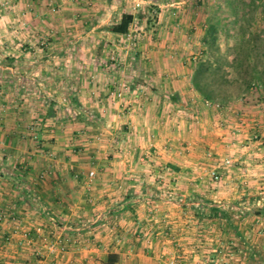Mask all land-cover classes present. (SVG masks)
I'll return each instance as SVG.
<instances>
[{
  "label": "crops",
  "instance_id": "0c3cea01",
  "mask_svg": "<svg viewBox=\"0 0 264 264\" xmlns=\"http://www.w3.org/2000/svg\"><path fill=\"white\" fill-rule=\"evenodd\" d=\"M98 1L105 3L113 0ZM125 1L120 2L125 3ZM116 9L108 8V15L114 17L118 15L116 22L123 13L134 14L123 8L121 11ZM107 30L114 38L126 35L112 32L109 26ZM95 42L97 41L88 45L86 51L90 54L86 53L84 59L76 53L85 49L82 46L74 50L75 55H68L71 57L68 59L70 66L85 68V73L81 74L77 85L75 87L72 85L74 91L67 96L70 97L71 116L72 113H76L74 111L77 107L81 109L92 107L91 114L98 115V109L95 108L98 107L97 100H109V93L116 88L117 76L96 72V69H99V62H96L95 56L94 58L92 56L93 52H97L94 47L98 49ZM104 45L109 47L113 46V43L104 42ZM99 46L101 49V45ZM167 46L176 47V44ZM151 47L144 44L139 48V51L145 54V58L148 57V60H145L149 71L148 74H144L146 78L136 77V80H131L137 86L125 93L124 99L118 102L121 110L111 114L110 119L105 118L107 121L105 125L110 126L108 130L112 133L119 127L120 134L117 144L110 143V147H119L121 153H114L109 159L99 158L102 145L76 144L73 139L80 131L76 128L80 123L72 121L70 123L74 126L68 127L69 122L66 120L70 118H60L59 110L53 104L54 117L46 116L49 104L52 103L50 100L54 98L50 97L49 93L46 94V91L44 92L46 95L40 94L44 100L42 107L38 106V103L34 106L38 109L36 114L39 117L33 124V120L29 119L31 111L26 114L23 121L21 120L24 123L22 126L16 121L15 112L7 115L4 112V105L0 106V264H106L110 253L118 256L115 264H122L123 259H132L136 264H142L149 259L162 257L168 249H172L168 246L170 243L175 244L180 241L177 238L179 235L177 229L185 223L184 220H179L180 213L189 211L198 213L194 218L188 219L191 222L189 226L193 224L196 227V231H192L189 237L198 235L202 237L204 243H209V239H214L215 242L222 240L224 243L229 240L239 241L236 233L226 232L228 226H231L227 221L212 218L209 213L212 208H220L228 212L233 220L231 210H244L245 214L246 211H250V206L231 205L232 202H228L231 200L226 199L222 202L207 201L206 198L214 194H220L222 197L232 193L233 190L227 182L242 177L237 170L239 167L231 168V164H225L224 160L229 155L223 153L225 146L239 145L248 152V155L253 152V155L259 153L260 157L264 156V140L250 143L251 148L243 146L242 143L248 137L244 132L249 128L244 127L249 125L250 121H254L257 125L260 121L261 125H264L262 124L264 111L248 108V111H252L248 117L252 118H249L250 121L246 124L243 123L244 121L240 123L225 118L228 124L223 126L224 119L217 122L216 119L202 117L197 123L202 127V141L208 149L202 147L199 157L194 154L196 150L186 156L183 155L181 159L185 161L184 168L177 164L180 168L171 171L170 168L174 163L166 148L170 145L168 143L170 139L181 138L178 135L182 132L176 133V128L183 123L182 111H186L193 102L196 107H202L201 104L204 106L202 113L212 108H208L206 106L208 103L204 100H198L191 82L192 72L189 70L188 62L181 64L161 60L157 62L153 54L156 51L150 49ZM64 51L73 53V50L68 48ZM133 63L136 66L142 64V62ZM39 64L42 65L41 62ZM30 65L24 66L29 68ZM15 66V62L10 64L8 62L6 67ZM119 67L123 66L119 65ZM6 77L11 89L0 92V98L15 101L25 97V100H30L29 103L33 102L36 92H32L30 87L27 91L16 90V79L19 80V76L10 73ZM174 96L177 98L176 101H172ZM247 103L245 107L243 106L244 109L248 106ZM82 116L89 118L88 115L82 114L80 117ZM258 117L262 118L258 119ZM231 124L241 125L237 129L239 132L232 131V127L228 129L227 126ZM186 139L190 141L194 138L189 136ZM148 145L158 153V156L152 159L155 160L154 165L158 167L151 169L150 174L145 173V167H132L138 162L142 163V152L145 151L143 148H148ZM254 148H257L258 152H255ZM110 151L113 152V149ZM258 163L259 165H255L257 170L253 173L243 172L247 179L254 174L258 177L264 176L258 173L263 172L264 159L261 158ZM163 167L165 169H162ZM216 167L220 173H223L226 182L225 186L219 183L222 189L210 175V171L217 169ZM90 171H94V175L91 176ZM157 180L162 181V184L149 186ZM193 182H196V190L192 189L193 186H189ZM262 189L260 193H264V187ZM193 195L200 200L194 204L195 206L184 202ZM176 198L181 199V202H176ZM255 211L257 213L251 219L254 221L252 224H248L249 214L232 221L238 230L241 229L239 232L243 238L240 239H248L245 241L248 245L246 251L241 255L244 259L247 257V260H250L252 246L248 241H251L252 235L251 231L244 228L248 226L250 228L252 225L264 227V214L261 213L264 212V204L260 208H255ZM255 234L253 233V236ZM52 244L55 245L53 249L50 247ZM255 249L264 254L258 247ZM230 253L234 254L233 251ZM186 256L193 257L191 254Z\"/></svg>",
  "mask_w": 264,
  "mask_h": 264
},
{
  "label": "rangeland",
  "instance_id": "374dc122",
  "mask_svg": "<svg viewBox=\"0 0 264 264\" xmlns=\"http://www.w3.org/2000/svg\"><path fill=\"white\" fill-rule=\"evenodd\" d=\"M120 1L113 0L104 3L98 0H0V92H6L11 89L8 85L9 82L7 83L6 81V76L10 73L19 76V80L16 79V90L20 92L22 90L27 91L30 87L32 92H36V95H34L35 99L31 103H29V99L25 100V97H21L15 101L0 98V106L4 105L5 114L12 115L15 112L17 115L16 121L24 126L21 120L23 121L26 114L31 111L29 112V119L33 120V124L34 121H38L37 118L39 117L36 114V110L38 109L34 108V106L38 103V106L41 105L42 107L44 102L40 94L49 93L50 97H54L50 102H54L53 106L59 110L58 116L65 119L70 118L66 120V122H69L68 127L72 125L70 123L72 121L80 123L76 125V128L80 129V131L76 136L74 135L73 139L76 141V144L79 146H87L89 144L90 146L102 145L103 147L100 149L98 156H100L99 158L109 159L110 156H114V153L120 152L119 147H110V143L117 144L120 134L119 127L115 131H112V133L108 130L110 126L105 125L107 123L105 118L110 119L111 114H115L121 110L118 102L124 99L125 93H128L130 89L132 90L137 86L131 80H136V77L144 79L146 78L144 74H148L149 72L147 70L148 64L145 63L148 57L145 58V54L141 50L139 51L141 45L152 46L150 49L157 52L153 53L156 56L157 62H160V60L162 62H176L179 64L181 62H188L189 70L192 72L197 56L200 55L201 49L206 46L203 43V37L205 36L208 23L209 21H216L221 28L217 43L223 51L225 50L227 58L230 59L233 56L232 51L229 49L227 52L226 48L233 46L235 31L242 22L240 19L242 15L240 0H126L125 3ZM109 7L117 8L116 10L120 11L123 8L134 12L135 18L129 28V32L120 38H114L113 34L107 30L108 26L116 22V16H118L108 15ZM263 24L262 17L258 15L252 27L255 33H258ZM225 29H227L229 35L225 34ZM93 41H97L95 43L96 46L98 45V49L94 47L97 52H93L92 55L93 58L95 56V61L99 62V69H96V72H106L107 74L111 73L117 76L116 88L109 93V100H97L98 107L95 108L98 109V115L91 114L92 107L89 109L77 107L76 111H74L76 112V116L74 113L71 116L70 97L67 98V96L70 92L74 91V87L77 85L79 77L83 75L85 68L70 66L68 59L71 57L68 55H75L76 51L74 50L82 46L85 49H82V52L76 53L83 57V59L86 58V53L90 54L86 49ZM104 42H111L113 46H103ZM174 43L176 47L167 46ZM99 45H101V49ZM66 48L73 50V53L72 51L69 53L65 52ZM8 62L9 64L10 62H15L16 66L7 68ZM133 62H142V64L140 63L136 66ZM25 64L31 65L29 68H26ZM119 65L123 67L120 68ZM173 67H175L174 64ZM119 77H123L124 79L119 80ZM33 81L35 83H32ZM158 85L160 86V84ZM226 90L223 94L228 97V101L225 103L220 101H205L208 103L206 106L212 108L210 111L206 110V113H202L204 106L201 104L202 107H196L195 102L189 105L191 107H187L186 111H182L181 120L183 123L179 128H176V133L182 132L181 135H178L181 138L178 137L179 140L170 139L168 142L170 145H167L166 148L169 157L173 160L172 163H174L172 168H170L171 171L180 168L177 164H180L184 168L185 161L181 158L191 151L196 150L197 153L194 152V154L199 157V154L202 153V147L204 149L207 148V145L205 146L204 141H202V127L197 123L202 117H210L211 120L216 119L217 122L224 119L222 121V123L224 122L223 126L228 124L225 118L234 119L240 123L244 121L243 123L246 124L250 121L249 118H252L248 117L252 112L248 111V108H257L259 112L264 111V88L261 83L254 82L252 87L243 93L236 84L228 87ZM119 91L122 92L121 96L117 95ZM194 91L199 98L198 100H203L199 92L195 89ZM196 95L193 96L195 97ZM246 103L248 106L244 109L243 106L245 107ZM242 108L244 109L243 112ZM39 114L42 115V113ZM82 114L88 115L87 117L89 118L80 117ZM196 116L198 117L196 118ZM74 117L75 119L73 120ZM260 118L262 117H258V119ZM29 119H26V121ZM117 120H119L118 116ZM227 127H229L228 129L232 127V131L239 132L237 129L241 125L231 124V126ZM244 128H249V130L244 132L248 134V137L242 141L243 146L251 148L250 143L253 144L256 140L258 142L264 140V125H261L260 121H258V125L254 121H250L249 125ZM172 129L171 132L173 131ZM239 130L241 132V129ZM230 132L229 136L231 138ZM189 136H192L194 139L189 141L186 139ZM192 141H194L193 145H191ZM205 142H207L206 139ZM106 146L113 149V152L110 151L111 149L108 150ZM148 146V148H143L145 151L142 152V163L138 162L132 167H145V173L150 174L151 169L158 167L154 165L155 160H152L155 156H158V153L150 149V145ZM193 146H196V148H193ZM223 150H225L223 151L224 154H229L226 158L232 159L231 163H229L232 165L231 168L237 169L239 167L237 170L242 177L235 180L231 179L230 182H227L233 190L232 193L226 196L222 195V197L220 194L209 195L206 200L222 202L226 199L231 200L228 201L232 202L230 203L231 205L250 206V211H246L245 214H249L247 216L248 224H252L254 221H251V219L257 213L255 208H260L264 204V193H260L263 191L262 187H264V181H262L264 180V176L258 177L257 174H254L256 179H252L255 178L252 175L249 176L251 177L250 179H247L243 172L253 173L257 170L255 165H259L258 162H260L261 158L264 159V156L260 157L259 153L253 155V152H250L251 154L248 155V152H245L239 145L235 147L225 146ZM96 151H98V147H96ZM254 151L258 152L257 148H254ZM256 159H258L257 162ZM102 162L106 163L105 161ZM162 169L165 168L163 167ZM160 171L163 170L160 169ZM262 171L258 173L264 174V166ZM220 176V179L214 181L218 182V186L222 189L221 184L225 186L226 182H224L223 173H220ZM157 181L152 182L149 186L162 184V181ZM195 183L193 182L189 186H193L192 189L196 190ZM223 188L227 189L226 187ZM194 196L196 195L186 198L184 202L191 205L200 202ZM175 201L181 202V199L176 198ZM236 210L230 211L233 220L244 217V210ZM261 213L264 214V212ZM194 215H198V213H194L193 211L191 213L190 211L180 213L179 220L185 221L184 225L182 224L183 226L181 225L177 229V233L179 234L177 238L180 241H177L175 244L170 243L168 246L172 247V249H168V252H165L162 257L149 259L148 262H143L142 264H261L264 261V254L262 255L261 252L255 249L258 247V249L264 252V227L252 225L249 228L247 225L248 227L244 228L245 226H242L244 230L248 229L251 231L252 235L251 241H248L251 244L249 245L252 246L250 260H247V257L245 259L241 257L246 251V246H248L245 242L247 238L242 240L239 237V241L238 239L236 241L233 240V242L229 240L227 243L222 242V240L215 242L214 239H209V243H204L202 242V237L198 235L189 237L192 231H196V227L193 224L189 226L191 222L188 220L194 218ZM226 232L236 233L231 226H228ZM253 233L256 234L253 236ZM230 251H233L234 254H231ZM190 254L193 257L186 256ZM203 254L205 255L202 256ZM123 263L136 264L135 260L132 259H123Z\"/></svg>",
  "mask_w": 264,
  "mask_h": 264
},
{
  "label": "trees",
  "instance_id": "16d2710c",
  "mask_svg": "<svg viewBox=\"0 0 264 264\" xmlns=\"http://www.w3.org/2000/svg\"><path fill=\"white\" fill-rule=\"evenodd\" d=\"M240 1L242 22L235 31L233 46L226 48L227 52L229 49L232 51V58H227L225 50L223 51L217 43L221 29L217 22L209 21L206 28L203 37V43L206 46L197 56L191 74L192 85L204 101L227 102L228 97L223 92L235 84L240 87L242 93L248 91L254 82L261 83L264 88V24L258 33H255L252 28L258 15L262 17L264 23V0ZM134 18L132 13H123L120 20L110 25L109 29L114 33L127 34ZM225 34L229 35L227 29H225ZM176 100L174 96L172 101ZM52 104L53 102L49 104L47 117L55 115ZM209 216L224 219L236 234L242 237L228 212L220 208H212ZM117 261L118 256L110 253L106 264H115Z\"/></svg>",
  "mask_w": 264,
  "mask_h": 264
},
{
  "label": "built area",
  "instance_id": "2783aa9c",
  "mask_svg": "<svg viewBox=\"0 0 264 264\" xmlns=\"http://www.w3.org/2000/svg\"><path fill=\"white\" fill-rule=\"evenodd\" d=\"M117 95L118 96H121L122 95V92L121 91L117 92ZM224 161H225L226 164H229V163H231L232 159L231 158H226ZM90 175L91 176L94 175V171H90ZM211 176L213 177L214 180H218L221 177L220 176V172H219L218 169H213L211 171ZM50 247L53 249L55 247V245L52 244V245H50Z\"/></svg>",
  "mask_w": 264,
  "mask_h": 264
}]
</instances>
